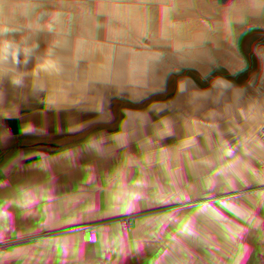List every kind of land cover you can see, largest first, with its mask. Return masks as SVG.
<instances>
[{"label": "clouds", "instance_id": "clouds-1", "mask_svg": "<svg viewBox=\"0 0 264 264\" xmlns=\"http://www.w3.org/2000/svg\"><path fill=\"white\" fill-rule=\"evenodd\" d=\"M0 264H264V0H0Z\"/></svg>", "mask_w": 264, "mask_h": 264}, {"label": "crops", "instance_id": "crops-1", "mask_svg": "<svg viewBox=\"0 0 264 264\" xmlns=\"http://www.w3.org/2000/svg\"><path fill=\"white\" fill-rule=\"evenodd\" d=\"M33 119H39V117H32ZM19 121H10L9 122V125H10V127H12L13 128V131L15 132V131H17L18 130V126H19Z\"/></svg>", "mask_w": 264, "mask_h": 264}]
</instances>
